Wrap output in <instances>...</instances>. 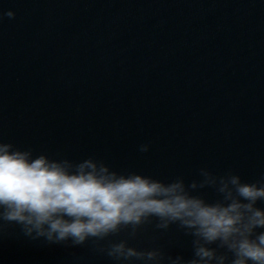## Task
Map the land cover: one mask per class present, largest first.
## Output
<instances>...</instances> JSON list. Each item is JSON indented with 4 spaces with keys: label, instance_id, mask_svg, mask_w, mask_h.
Masks as SVG:
<instances>
[{
    "label": "water",
    "instance_id": "95a60500",
    "mask_svg": "<svg viewBox=\"0 0 264 264\" xmlns=\"http://www.w3.org/2000/svg\"><path fill=\"white\" fill-rule=\"evenodd\" d=\"M0 138L164 182L190 184L202 168L259 179L264 0H0ZM134 243L192 255L177 225H146ZM0 264L116 262L0 221Z\"/></svg>",
    "mask_w": 264,
    "mask_h": 264
},
{
    "label": "clouds",
    "instance_id": "9594fccd",
    "mask_svg": "<svg viewBox=\"0 0 264 264\" xmlns=\"http://www.w3.org/2000/svg\"><path fill=\"white\" fill-rule=\"evenodd\" d=\"M199 176L190 184L182 177L164 182L119 173L93 157L73 162L34 155L0 138V221L49 243L91 242L116 264H264V207L258 206L264 203V175L245 181L231 170L215 175L202 168ZM206 187L221 199L193 194ZM150 224L164 232L177 225L191 237V258L136 246Z\"/></svg>",
    "mask_w": 264,
    "mask_h": 264
}]
</instances>
